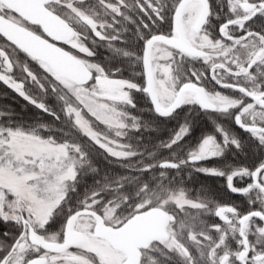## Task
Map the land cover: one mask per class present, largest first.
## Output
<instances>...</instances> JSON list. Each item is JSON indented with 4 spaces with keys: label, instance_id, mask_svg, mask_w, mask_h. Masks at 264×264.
I'll list each match as a JSON object with an SVG mask.
<instances>
[{
    "label": "flooded vegetation",
    "instance_id": "obj_1",
    "mask_svg": "<svg viewBox=\"0 0 264 264\" xmlns=\"http://www.w3.org/2000/svg\"><path fill=\"white\" fill-rule=\"evenodd\" d=\"M74 1L67 9L69 18L63 16L59 1L50 0L45 6L74 30L75 22L90 21L82 12L93 9L90 0H82L77 7L80 10L76 11ZM98 1L105 42L111 45L113 39L119 38L125 18L131 22L139 50L135 53L136 63L131 66L133 78L116 79L135 83L134 88L142 90L155 110L145 91L146 44L156 35L179 36L174 21L183 0ZM0 16L52 40L38 23L4 0H0ZM181 27L185 39L200 53H190L164 41L153 44L151 70L159 104L169 108L185 84H194L215 107H205L196 92L188 90L175 111L160 114L155 110L156 117L163 121L164 128L159 133L166 137L165 152L173 153L170 158L157 161L155 150L151 152L148 188L162 193V205L133 210L128 218L115 224L106 220L100 203L85 208L98 212L106 224L114 227L135 214L159 209L158 220L164 222L165 236L140 248L139 264H264V209L258 208L264 207V0H190L182 11ZM252 151L259 153L257 162L251 161ZM165 162L174 165H162ZM219 184L224 186L220 194L202 188L206 185L216 191ZM179 197L188 202L178 205L175 199ZM219 199L230 202L220 203ZM252 201L257 208L250 210ZM75 211L67 216L60 232L35 226L21 212L20 221H16L21 233L25 230L22 239L29 240L30 222L44 240L63 243L66 223ZM254 211L263 215L246 218ZM82 216L91 218L93 237L119 256L115 264H123L126 253L94 235L97 220L90 214L77 217L74 223L77 231L88 236L85 243L51 251L29 241L31 255L19 264L36 257L38 264H52V257L89 244L90 234L76 227Z\"/></svg>",
    "mask_w": 264,
    "mask_h": 264
},
{
    "label": "rangeland",
    "instance_id": "obj_2",
    "mask_svg": "<svg viewBox=\"0 0 264 264\" xmlns=\"http://www.w3.org/2000/svg\"><path fill=\"white\" fill-rule=\"evenodd\" d=\"M56 1L63 5L61 9L63 11L66 9L67 13L71 0ZM81 1H74L76 11L80 10L77 7ZM82 13L90 19L92 29L102 38L104 24L98 19V11L92 9L84 10ZM66 15L68 17L69 14ZM64 44L91 54L90 49L81 43L76 27L72 38ZM11 51L14 56H11ZM19 57V51L12 48L7 51L0 45V76L29 100L53 109L46 98H38L28 89L27 78L22 69L28 72L29 80H33L38 75L33 68L38 69V64L28 59L21 62ZM85 60L95 74L86 85H78L69 79L59 77L52 73L47 65L42 66L47 72L51 85L58 91V99L72 120L111 154L128 156L132 152L122 138L126 130L131 127L130 117L119 107V104L132 102L131 91L136 84L129 80L114 79L96 61L89 57ZM38 83L43 87L40 81ZM81 156L78 146H74L73 150L66 143H55L44 138L34 129L0 126V215L5 219L20 221V213L23 212L35 226L39 225L47 229L55 208L64 200L70 189L69 185L76 176ZM140 196L141 201L135 205L134 210L162 205L164 202L162 193H153L148 187L143 188ZM100 202L101 198L93 199L86 207L95 206ZM175 202L181 205L188 201L179 197ZM101 206L106 220L112 224L128 218L131 214L122 216L118 213L117 206L110 203ZM91 226L90 217H80L76 227L90 234L92 237L90 243L74 251L52 257L51 263L100 264L104 261L110 264L117 263L119 256L112 249L100 244L101 240L93 237ZM31 248L29 240L23 238L8 264L23 262L31 255ZM90 253L95 254L97 258Z\"/></svg>",
    "mask_w": 264,
    "mask_h": 264
},
{
    "label": "trees",
    "instance_id": "obj_3",
    "mask_svg": "<svg viewBox=\"0 0 264 264\" xmlns=\"http://www.w3.org/2000/svg\"><path fill=\"white\" fill-rule=\"evenodd\" d=\"M89 3V6L99 13V1L90 0ZM64 10L63 16H67L66 9ZM98 19H101L100 14ZM122 23L124 24L122 34L119 38L113 39L110 45L95 33L91 27V21L75 22L80 41L90 49L91 54H86L68 44L63 43V46L86 63L85 59L88 57L96 61L111 77L132 79L131 66L135 65V53H139V50L131 22L123 18ZM0 45L7 51L11 48L19 51L21 62L28 59L38 64V69L33 68L38 73V81L37 78L29 80L28 72L22 69L27 78L28 89L38 98H46L45 100L49 101L53 107L49 109L29 100L0 76V126L34 129L44 138L55 143H66L73 150L74 146H78L82 153L76 176L70 182L66 197L55 208L47 229L62 231L65 220L71 212L85 208L96 198H101L100 206L110 203L117 206L118 213L122 216L130 214L135 205L141 201V191L148 187V167L152 150H155L157 161L173 156V153L165 152L166 137L159 133L164 128L163 121L156 117L148 97L141 89L134 88L131 91L132 102L119 104V107L130 117L131 127L126 130L122 141L132 154L124 157L113 155L84 132L66 113L62 102L57 97L58 91L51 85L47 72L42 66L47 65L45 62L31 58L1 36ZM10 54L14 56L12 51ZM50 70L58 75L51 68ZM39 81L43 87L39 86ZM258 159L259 153L252 151V163L257 162ZM202 188L207 192L220 194L224 186L219 184L216 191H212L206 185H202ZM218 202L228 203L230 200L219 199ZM251 203L250 210L257 208L253 205V201ZM258 208L264 209L263 206ZM20 234L21 226L17 221L5 219L0 215V262ZM16 251L17 249L10 255L6 264L10 262Z\"/></svg>",
    "mask_w": 264,
    "mask_h": 264
},
{
    "label": "water",
    "instance_id": "obj_4",
    "mask_svg": "<svg viewBox=\"0 0 264 264\" xmlns=\"http://www.w3.org/2000/svg\"><path fill=\"white\" fill-rule=\"evenodd\" d=\"M9 6L19 11L23 16L38 23L43 31L49 35L52 40L23 27L22 25L0 16V34L11 44L18 47L22 52L33 59L43 61L54 70L60 77L69 79L78 85H86L94 78V71L88 65L63 47L60 43L70 40L74 34V30L60 16L50 11L45 4L50 0H4ZM190 0H183L179 5L175 15V28L179 36L166 37L156 35L152 37L146 44L145 50V67L147 74V86L145 91L150 95L151 101L156 112L160 114H169L175 111L183 102L184 94L188 90L196 92L200 102L208 108H214L207 99L204 91L194 84H185L172 106L164 108L159 104L157 94L154 88L150 53L153 44L156 41H164L174 45L182 50L190 53H200L194 49L185 39L181 27V14ZM162 165H174L165 162ZM259 169L254 172L255 183H257V175ZM236 192H244V190L233 189ZM93 215L96 220L94 235L106 239L117 249L123 250L127 259L123 264H139L140 248L145 247L151 240L165 236L164 222L159 221V209H149L130 217L126 222L118 227H114L105 223L104 217L98 212L90 208H81L72 213L66 223L65 239L63 243L48 242L38 234L35 228L30 224L28 238L35 246H41L51 251H63L70 245L85 243L88 236L74 227L77 217L81 215ZM252 215H263L262 212H251L246 218ZM23 222L26 218L22 216ZM25 230L20 234L12 245L8 254L1 260L0 264H6L9 256L16 250L19 241L24 236ZM24 264H38V257L29 260Z\"/></svg>",
    "mask_w": 264,
    "mask_h": 264
}]
</instances>
